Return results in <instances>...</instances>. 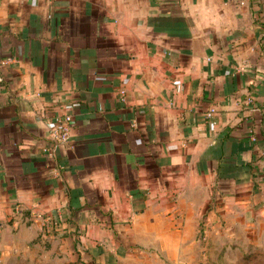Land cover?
Wrapping results in <instances>:
<instances>
[{
	"label": "crops",
	"instance_id": "1",
	"mask_svg": "<svg viewBox=\"0 0 264 264\" xmlns=\"http://www.w3.org/2000/svg\"><path fill=\"white\" fill-rule=\"evenodd\" d=\"M0 78V264L260 263L264 0H0Z\"/></svg>",
	"mask_w": 264,
	"mask_h": 264
},
{
	"label": "rangeland",
	"instance_id": "2",
	"mask_svg": "<svg viewBox=\"0 0 264 264\" xmlns=\"http://www.w3.org/2000/svg\"><path fill=\"white\" fill-rule=\"evenodd\" d=\"M199 199H203L201 195H199ZM216 239L217 238H214L213 240ZM233 239H224V240H233ZM221 246L217 243L215 244L212 243L209 251H206L205 246H203L201 250L202 254H200V257L199 254H195L196 264H250V262L253 259L252 256L256 255L250 253L249 251L239 250L238 246L236 248V246L233 245V243L231 245H226L225 243H223V246L222 247ZM222 248L224 249L222 250ZM40 256H42V254H40ZM257 257L255 258V261L260 263H255V264H264V255L258 254ZM242 261H245V263H243ZM16 264H29V260L19 261ZM33 264H44V263L35 261Z\"/></svg>",
	"mask_w": 264,
	"mask_h": 264
},
{
	"label": "built area",
	"instance_id": "3",
	"mask_svg": "<svg viewBox=\"0 0 264 264\" xmlns=\"http://www.w3.org/2000/svg\"><path fill=\"white\" fill-rule=\"evenodd\" d=\"M3 79L0 78V83H2ZM215 114V111H211L209 114V118ZM74 123V119L72 116L67 115L63 119H56L50 125V139L55 144H68L70 142V133L71 128Z\"/></svg>",
	"mask_w": 264,
	"mask_h": 264
}]
</instances>
